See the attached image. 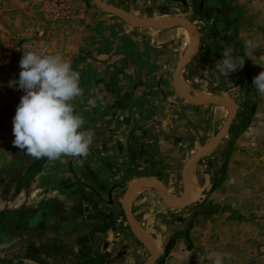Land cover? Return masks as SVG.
<instances>
[{"label": "rangeland", "instance_id": "374dc122", "mask_svg": "<svg viewBox=\"0 0 264 264\" xmlns=\"http://www.w3.org/2000/svg\"><path fill=\"white\" fill-rule=\"evenodd\" d=\"M75 1L73 17L80 10L79 0ZM42 2H34L35 13L53 28L73 18H47L40 9ZM168 8L146 11L145 19H187L196 26L202 41L211 37L212 20L206 14L197 13L195 7L191 13ZM150 29L156 33L150 38L157 46L152 56L157 62L153 64L155 72L145 67L118 90L112 84L103 99L100 93L93 95L91 103L89 97H78L75 110L85 119L84 129L93 132L89 154L54 161L33 158L13 143L19 93H25L13 86L19 79V62L26 49L42 46L47 51L46 45L40 42L38 32L17 36L0 29V110L6 107L11 117L1 130L2 134L7 131L8 141L0 140V264H144L149 259V250L126 219L122 207L126 190L135 180L152 177L166 193L169 189L180 198L185 162L217 134L225 111L228 113V102L192 104L178 91L175 69L186 51L185 30L182 33L179 26ZM233 32L231 29L228 36L231 40ZM191 39L193 42V36ZM204 65L196 60L181 70L180 86L182 79L189 94L216 97L215 79L208 76ZM83 83L80 78V86ZM81 87L84 90L85 86ZM195 164L189 167L186 203L195 197ZM149 186L134 196L128 208L141 232L157 246L152 220L161 215L158 209L164 202L156 188ZM172 217L175 222L179 216Z\"/></svg>", "mask_w": 264, "mask_h": 264}, {"label": "crops", "instance_id": "0c3cea01", "mask_svg": "<svg viewBox=\"0 0 264 264\" xmlns=\"http://www.w3.org/2000/svg\"><path fill=\"white\" fill-rule=\"evenodd\" d=\"M35 1L0 0V29L17 36L38 32L49 54L61 55L80 73L81 86H85L81 96L89 97L90 103L93 95L100 93L103 99L112 84L118 90L142 69L155 72L157 62L152 56L157 46L150 38L156 33L150 28L105 11L94 0H79L77 15L53 28L35 13ZM101 1L142 18H147L146 11L165 6L186 13L194 12L195 7L197 13L207 14L198 0ZM225 4L222 14L235 18L229 30L220 38H199L182 71L196 60L203 62L208 76L215 79L214 96L231 97L236 113L218 146L195 164L193 190L200 191L198 199L181 207L164 203L158 209L161 215L153 217L151 233L159 252L153 264H213L216 254L223 256L224 264H264V95L253 84L254 77L264 71V0H229V4L223 0L222 6ZM231 29L232 40L228 38ZM249 39L256 47L245 55L244 42ZM190 41L189 32L184 51ZM226 48L244 60L243 68L229 77L216 67ZM228 114L225 111L217 132ZM10 118L6 107L0 110V140L7 135L1 130L10 124ZM173 214L179 216L175 222Z\"/></svg>", "mask_w": 264, "mask_h": 264}, {"label": "clouds", "instance_id": "9594fccd", "mask_svg": "<svg viewBox=\"0 0 264 264\" xmlns=\"http://www.w3.org/2000/svg\"><path fill=\"white\" fill-rule=\"evenodd\" d=\"M245 55L256 47L253 40L244 42ZM216 67L226 77L244 66V60L222 52ZM18 86L25 94L13 119L14 145L36 159L57 160L63 156L87 157L93 143V132L84 129L85 119L76 112L74 101L83 94L80 73L59 54H49L42 46L23 51L19 62ZM253 84L264 95V71ZM213 264H224L216 254Z\"/></svg>", "mask_w": 264, "mask_h": 264}, {"label": "water", "instance_id": "95a60500", "mask_svg": "<svg viewBox=\"0 0 264 264\" xmlns=\"http://www.w3.org/2000/svg\"><path fill=\"white\" fill-rule=\"evenodd\" d=\"M94 2L96 3L97 6H99L101 9H103L105 11H108V12H110V13L118 16V17L124 18V19L133 20V21L139 23L141 26H144L147 28L154 27V28L162 29V28L181 26V25L188 26L190 28L192 34H193V43L191 45V49H190L189 54L186 57H184L177 64L176 69H175V79H176V85H177L178 91L188 102H190L192 104H207V103L222 104L225 101H228L229 106H230V112H229L228 116L226 117V119L224 120L222 126L218 130L216 136L210 141L209 144H207L205 147L201 148L196 153L191 155L187 159V161L185 162L184 167H183V172H182L183 191H182L180 198L177 201L171 202L169 200L168 194L166 193L162 184L157 179L152 178V177H141V178L135 180L128 187V189L126 190V192L124 194V197L122 199V207L124 209V213H125V216H126L128 223H129V226H130L131 230L133 231V233L138 237V239L141 242H143V244L147 247V249L150 252V257L144 264H153L159 255L158 248H157V246L152 245L151 243L147 242L144 239L143 233L141 232L140 228L138 227L134 217L132 216V214L128 208V203H127L128 197L133 192V190L136 188L139 181L146 180L156 188V190L159 192V194L163 198V201L166 205H168L170 207H181L182 205H184L186 203L188 196H189V189H190V182L188 181L189 167L191 165L195 164L197 161H199L203 156L208 154L210 151L215 149L218 146L220 140L224 136H226L228 129H229L230 122L236 113V103L231 97H228V96L206 97L204 99L197 100V99L193 98V96L191 94H189L188 91L186 92L181 88L180 82H179V78H181L180 72H181L182 68L193 57V55L196 51V48H197L198 40H199L197 28L191 21H189L187 19H173V20H169V21L164 22V23H159V22H155V21H151V20L139 17L135 14H132L128 11L123 10V9L116 8L112 5L105 4L101 0H94ZM199 196H200V191L196 190L195 191V197H193L191 199L193 201H195L198 199Z\"/></svg>", "mask_w": 264, "mask_h": 264}, {"label": "trees", "instance_id": "16d2710c", "mask_svg": "<svg viewBox=\"0 0 264 264\" xmlns=\"http://www.w3.org/2000/svg\"><path fill=\"white\" fill-rule=\"evenodd\" d=\"M199 4L204 7L207 17L212 18L211 34L213 38H220L229 30L235 18L229 17L227 13L222 14V10H226L227 4L222 6L223 0H198ZM229 4V0H228ZM224 7V9H223ZM220 16V17H219ZM160 264V263H159Z\"/></svg>", "mask_w": 264, "mask_h": 264}, {"label": "bare ground", "instance_id": "6f19581e", "mask_svg": "<svg viewBox=\"0 0 264 264\" xmlns=\"http://www.w3.org/2000/svg\"><path fill=\"white\" fill-rule=\"evenodd\" d=\"M168 18H166V17H163V16H161V17H158V18H156V19H152L151 21H155V22H159V23H164V22H167L166 20H167ZM186 28H185V34L183 33V31H184V27L182 26H180V28L182 29V33H183V51H184V46H185V42H186V38H187V35L189 34V32L191 31L190 30V28L188 27V26H185ZM191 38H192V32H191ZM193 42H192V39H191V42H190V44H189V46H188V48L186 49V51L184 52V54H183V58L184 57H186L188 54H189V52H190V49H191V44H192ZM182 58V59H183ZM188 84H186L182 79H181V88L184 90V91H186L187 92V89H188V86H187ZM193 96V98H195V99H197V100H201V99H204V98H206V97H204V96H208V94L206 95V94H204V93H200V92H197L196 94H194V95H192ZM209 97V96H208ZM228 101H225L224 102V104L225 103H227ZM229 103V102H228ZM227 103V105H228V112H229V104ZM191 170H192V168H189V170H188V177H189V179H190V182H191V178H190V172H191ZM197 171V170H196ZM141 184H143L142 185V187H140V189H138L137 190V188L141 185ZM149 185H152L151 183H149L148 181H146V180H141V181H139V183L137 184V186H136V188L133 190V192L130 194V196L128 197V199H127V203H128V206H129V204L131 203V201H132V199L134 198V196L137 194V193H139V192H141L144 188H146L147 186H149ZM150 187V186H149ZM146 190V189H145ZM171 191V190H170ZM169 191V189H168V198H169V200L171 201V202H175L178 198H177V196L176 195H174L173 193H171ZM179 193V192H178ZM142 233H143V236H144V239L147 241V242H149V243H151V237H149V236H147L143 231H142ZM152 244V243H151Z\"/></svg>", "mask_w": 264, "mask_h": 264}, {"label": "built area", "instance_id": "2783aa9c", "mask_svg": "<svg viewBox=\"0 0 264 264\" xmlns=\"http://www.w3.org/2000/svg\"><path fill=\"white\" fill-rule=\"evenodd\" d=\"M40 6V9L47 14V18L70 19L76 12L77 2L75 0H43Z\"/></svg>", "mask_w": 264, "mask_h": 264}]
</instances>
